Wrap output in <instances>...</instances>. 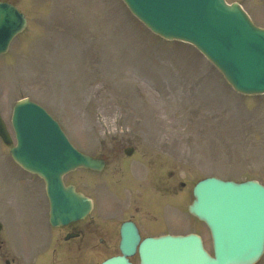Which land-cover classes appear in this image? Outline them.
Instances as JSON below:
<instances>
[{"label":"rangeland","instance_id":"1","mask_svg":"<svg viewBox=\"0 0 264 264\" xmlns=\"http://www.w3.org/2000/svg\"><path fill=\"white\" fill-rule=\"evenodd\" d=\"M13 1L27 12L31 22L9 50L0 56V112L9 124L13 104L20 98L29 97L57 116L72 142L87 153H124L126 147L134 146L138 153H161L174 169L181 157H185L184 163L182 160L184 176L181 179L188 186L181 197L185 196L186 203L192 196V184L207 175L235 180L256 178L264 182V94L247 95L236 92L225 82L220 71L208 61L218 77L211 75V70H201L196 65V69L202 74L208 72L207 78L212 85V91L209 86L204 88L203 99L193 97V94L188 98L183 89L189 83L196 82L194 89L199 92L203 88L204 74L203 78L198 74L190 76L185 73V67L181 64L175 63V67L171 69L172 73L179 72L178 76L165 79L162 85L163 78L158 72L161 68L168 67L167 62H179L178 57L185 60L191 53L205 58L184 42L162 45L161 41H167L151 33L135 16L128 15L123 0H105L106 4L101 0ZM236 1L255 15L251 17L257 25H264V0ZM66 8L72 9L74 14L68 19L70 27H73L70 32L65 29ZM76 16L81 19L80 23L79 19L74 20ZM131 23L149 35L138 34ZM78 25L88 28L83 30ZM64 32L68 35L63 37L72 40L74 46L64 41L60 44L61 38L55 40ZM41 34L44 35L40 36ZM50 34L54 38L50 39ZM43 38L50 50L48 56H37V49L42 45ZM180 47L188 51H180ZM91 49L95 52L91 57L97 63L79 73V68L72 62L77 60L75 54L77 51L86 54ZM96 50L109 54L111 62L125 59L133 65L127 66L126 71L122 70L120 77H111L116 83L120 81L117 93L111 91L110 85L105 83L108 79L106 68H101L99 62L103 58ZM205 66L208 67L206 63ZM141 69L147 76L153 73L159 75V84L152 86H163L162 94L153 91L144 82L146 77H137ZM212 115L215 116L211 121ZM149 124H153V128H149ZM228 127L231 130L228 131ZM213 143L215 147L218 144L216 151L213 150ZM4 148L8 152L7 147L1 149ZM0 153L5 152L2 150ZM0 180L4 183H0V199L5 200L7 179L1 176ZM17 184H21L20 188L24 186L27 189L26 183L16 178ZM95 185L100 190L98 187H88L91 194H97L98 198V207L92 215L100 216V224L95 230L91 228L94 230L93 239H105L107 242L108 232L113 224L108 220H117L130 215L129 213L139 214L143 212L144 206L137 192L130 190L124 198L113 197L112 186L105 183ZM12 188V195L16 200L18 191L15 187ZM145 192L150 197L152 191L148 183ZM176 198L177 196H171L167 202L173 204ZM128 203L139 209L127 208L125 213H120ZM0 209L4 213L17 212V216L9 214L8 221H2L0 217L6 227L9 223L15 245L19 244L27 249L39 246L36 242L42 236L45 222L38 198L33 194H26L25 199L14 204L9 199ZM168 214L172 212L169 211ZM166 215L164 210L155 211L153 219L146 224L147 230L152 234L164 231ZM167 228L172 226L168 225ZM178 228L188 227L181 220L179 226H176ZM48 231L50 229L46 233ZM61 233L59 230L55 235L60 236ZM1 235L0 233V264H5L8 259H13L10 264H30L33 261L35 264H66L64 258L67 250L75 246V243L65 245L66 242L62 241L57 244V255L50 257V254H42L41 257L45 256L44 262L36 263L40 253H25L27 259L19 260V254L16 255V251L10 247L9 238L3 242ZM203 235L210 249V234L205 229ZM109 250L110 248L102 249L95 255L99 258L95 261L99 262ZM255 264H264V254Z\"/></svg>","mask_w":264,"mask_h":264},{"label":"water","instance_id":"2","mask_svg":"<svg viewBox=\"0 0 264 264\" xmlns=\"http://www.w3.org/2000/svg\"><path fill=\"white\" fill-rule=\"evenodd\" d=\"M201 29L202 26L197 27ZM4 44V43H3ZM0 45V50L3 49ZM215 60V59H214ZM219 65V63L215 60ZM220 66V65H219ZM221 67V66H220ZM226 73V72H225ZM227 77L235 86L241 90L248 91L242 83L238 84L236 80H232L226 73ZM29 105V106H28ZM14 124L17 129L20 130L24 141L29 134L33 132L44 133L43 129H47L49 124L53 125L50 117L39 106L26 103L17 107V111L14 115ZM0 132L6 135L4 125L0 118ZM6 140L10 141L9 137ZM67 140L64 136L60 135L54 141L56 149H60L64 145L66 146ZM51 144V142H49ZM25 144H21L17 150L15 157H19V161L22 163H28L29 166L35 169H43L47 173L57 172L58 170H64L77 164L78 160H82L87 165H90L88 158L77 157L78 152L71 150H62L58 156L59 161L57 167L48 166L43 167L37 160H41V156L36 155L37 152H31ZM61 145V146H60ZM22 153V154H20ZM62 153H75L72 160L65 158ZM47 159H50L47 157ZM50 176V175H49ZM60 195H67L62 203H59L57 198L58 213L55 217L54 223L67 222L72 218H75L81 211L80 215L86 212L87 207H90L89 200L86 199V207L77 200L82 198H74L70 201V194H74L70 189H66L63 185L54 189ZM196 201L191 207V211L196 213L199 217L208 222L212 229L214 236L216 249L222 246L225 241V246L232 248L234 246H249L250 251L239 252L241 255L237 258L223 259V253L221 254L217 250V258L210 257L202 248L199 238L196 235H189L186 238L173 239L172 237H165L160 239H146L141 245V257L142 264H165L168 259L162 250L168 251V249H174L178 252L176 256L172 255L170 261L166 264H251L262 253L261 249L264 241V188L261 185H257L255 182H248L245 184L235 185L232 182H220L214 179H206L200 182L195 188ZM73 208L69 213L67 210ZM65 209V210H62ZM71 215V216H69ZM225 219H228L229 222ZM232 224L238 227L240 235L234 237V231L232 230ZM213 227V228H212ZM131 227L123 225L122 228V251L124 256L133 254L134 246L138 239L130 231ZM262 234L259 238L258 235ZM263 236V237H262ZM177 245L180 248H177ZM256 249V250H255ZM263 250V249H262ZM226 256V254H225ZM103 264H130L125 257H114L105 261Z\"/></svg>","mask_w":264,"mask_h":264},{"label":"flooded vegetation","instance_id":"3","mask_svg":"<svg viewBox=\"0 0 264 264\" xmlns=\"http://www.w3.org/2000/svg\"><path fill=\"white\" fill-rule=\"evenodd\" d=\"M91 226L92 225L90 223L84 222L81 225L69 227V231L71 230L77 234V236H75L74 238L77 239L76 248L78 250H81V251L89 250L90 246H89V241L87 240L89 239L90 228H94ZM85 238L87 240H85Z\"/></svg>","mask_w":264,"mask_h":264},{"label":"bare ground","instance_id":"4","mask_svg":"<svg viewBox=\"0 0 264 264\" xmlns=\"http://www.w3.org/2000/svg\"><path fill=\"white\" fill-rule=\"evenodd\" d=\"M166 74H167V76H169V77L171 76V74L169 73L168 70H167V73H166ZM149 128H153V124H149Z\"/></svg>","mask_w":264,"mask_h":264}]
</instances>
